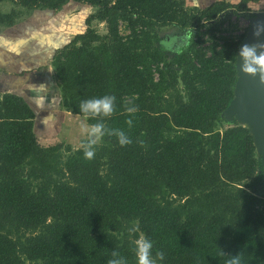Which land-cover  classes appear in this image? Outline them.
<instances>
[{
  "label": "trees",
  "instance_id": "trees-1",
  "mask_svg": "<svg viewBox=\"0 0 264 264\" xmlns=\"http://www.w3.org/2000/svg\"><path fill=\"white\" fill-rule=\"evenodd\" d=\"M8 1L24 9L0 11V35L28 53L62 37L52 18L62 8H93L83 31L44 61L57 79L56 106L83 116L82 100L113 95L111 116L84 118L102 119L131 143L105 134L91 159L81 147L42 145L38 111L23 95L0 92V264H108L113 252L136 264L141 235L154 256L164 253L157 264H227L237 253L242 264H264V197L242 187L260 168L252 135L235 121L220 127L244 33L216 34L249 0ZM41 13L52 16L42 23ZM171 25L186 33L170 54L157 32ZM24 66L18 74L30 72Z\"/></svg>",
  "mask_w": 264,
  "mask_h": 264
},
{
  "label": "rangeland",
  "instance_id": "rangeland-1",
  "mask_svg": "<svg viewBox=\"0 0 264 264\" xmlns=\"http://www.w3.org/2000/svg\"><path fill=\"white\" fill-rule=\"evenodd\" d=\"M72 4L73 3H71L70 6H67L66 8H62L60 12L55 13L52 17L54 19H57L54 22L63 23V26H64L63 29L65 31L59 40L56 41L54 39L53 43H51V40H48L47 45L43 47L42 57H43V60H45L46 62H48L50 58V54L55 48V46L62 45L63 43L67 42L68 39L73 34L83 31V27H84L83 19L90 12L93 11V8L89 7L88 5L75 6L73 4L74 5L73 6ZM11 9H16L17 11L20 12V15H21L23 13L24 8L8 0L0 1V11L8 12ZM256 11H264V9L263 10L248 9L245 12L236 11L235 13L230 14L226 22L222 24L216 36L232 37L235 39L238 38L240 34L245 32L249 24L248 15ZM23 16L24 14L21 17ZM38 16L42 18L41 22L44 23V22H47L48 16L49 17L52 16V13H49V14L41 13ZM45 25L46 24H44L42 27L39 26L38 28L41 27L40 30H43L42 32H45L46 31V29L44 28ZM92 27L98 34H104L106 32L104 22L92 21ZM119 29L122 34H125L127 32L123 22H120ZM157 33H158V36L160 37L159 43L165 47V50L167 53L171 54L173 53V51H175L176 42L177 41L179 42V40H182L186 32L180 31L176 26L171 25V26H165V27L158 29ZM45 66L46 68L44 66L43 68L47 69V65ZM56 109L57 108H55V111L57 113L58 110ZM66 112H67L66 114H61V113L57 114L59 117L60 115H62V120H60L59 122L61 123V125L57 132L59 136H56V134L54 133L57 130L58 119L55 120L54 124L51 119L44 121V123L47 124L48 127L43 126V125H38L40 128L36 129V134L38 136V142L40 144L50 145V144L61 142L63 146L68 145L70 149H75V148L80 147L82 140L87 139V135L84 129L90 125L86 122L85 118L82 117L81 115L71 113L69 111H66ZM222 118L223 119L220 123L221 128L226 127L235 121L233 119H230L224 114H222ZM50 123L53 125L49 128V126L51 125ZM97 143H99V141ZM64 155H66V153ZM257 157H258V160L260 161V157L259 156ZM242 184H243L242 187L248 193L264 197V169L261 164V161H260V168L257 169L254 176L251 177L250 179H247Z\"/></svg>",
  "mask_w": 264,
  "mask_h": 264
},
{
  "label": "crops",
  "instance_id": "crops-1",
  "mask_svg": "<svg viewBox=\"0 0 264 264\" xmlns=\"http://www.w3.org/2000/svg\"><path fill=\"white\" fill-rule=\"evenodd\" d=\"M213 1L216 0H185V4L187 6L197 5L204 7ZM224 1L237 3L239 0ZM246 6L248 9L263 10L264 0H249ZM8 46H13V48L10 47V50L15 53V56L11 57ZM20 48V46H16L15 43L8 40L5 35H0V69H2L0 73H3L0 75V92H15L26 97L30 105L38 111L35 118L36 130L40 128L38 125L47 126L44 121L52 119V117L54 119L55 108L63 114H66L67 110L62 106H56L57 101L55 99L58 93V83L52 66L48 64L47 69L43 68V66L45 67V60L42 57L43 48L30 51L29 53L28 51H21ZM25 64L26 66H24ZM22 66H24L23 69L30 72L23 75L18 74L17 72L21 70L18 68ZM54 133L56 134V132ZM56 136H59V134H56Z\"/></svg>",
  "mask_w": 264,
  "mask_h": 264
},
{
  "label": "clouds",
  "instance_id": "clouds-1",
  "mask_svg": "<svg viewBox=\"0 0 264 264\" xmlns=\"http://www.w3.org/2000/svg\"><path fill=\"white\" fill-rule=\"evenodd\" d=\"M264 31V26L257 25L255 35H260ZM235 61L240 60V71L249 76H258L261 84H264V43L243 44L239 51L234 55ZM116 97L113 95H103L84 99L79 104L80 113L86 118L109 117L115 109ZM128 112H134L135 108L130 107ZM131 126L132 121H127ZM84 131L86 132L87 139L82 140L80 147L83 151V156L86 159L93 158L95 154V145L105 136V134H115L118 143L123 146L131 143V139L122 130L108 129L105 127L103 120H98L96 123L87 126ZM133 227L131 231H135ZM153 242L147 237L141 235L135 242V257L136 264H157L158 261H163L164 253L162 251L156 252L153 255ZM113 259L108 261V264H126L124 257L119 256L116 252L112 253ZM227 264H242L240 255L237 253L234 256H229Z\"/></svg>",
  "mask_w": 264,
  "mask_h": 264
},
{
  "label": "water",
  "instance_id": "water-1",
  "mask_svg": "<svg viewBox=\"0 0 264 264\" xmlns=\"http://www.w3.org/2000/svg\"><path fill=\"white\" fill-rule=\"evenodd\" d=\"M223 15V12L219 15ZM249 24L241 38L236 53L243 44L264 43V31L255 35L257 25L264 26V11L248 15ZM236 81L233 97L222 114L245 126L252 135L257 156L264 169V84L258 76H249L240 71V60L234 61Z\"/></svg>",
  "mask_w": 264,
  "mask_h": 264
}]
</instances>
